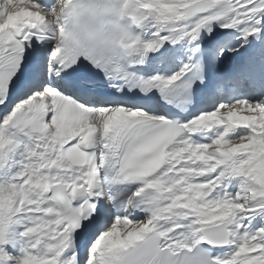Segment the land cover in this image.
Here are the masks:
<instances>
[{
    "label": "snow or ice",
    "instance_id": "6c2138e0",
    "mask_svg": "<svg viewBox=\"0 0 264 264\" xmlns=\"http://www.w3.org/2000/svg\"><path fill=\"white\" fill-rule=\"evenodd\" d=\"M0 264H264V0H0Z\"/></svg>",
    "mask_w": 264,
    "mask_h": 264
}]
</instances>
